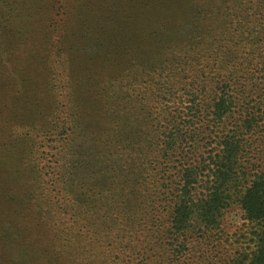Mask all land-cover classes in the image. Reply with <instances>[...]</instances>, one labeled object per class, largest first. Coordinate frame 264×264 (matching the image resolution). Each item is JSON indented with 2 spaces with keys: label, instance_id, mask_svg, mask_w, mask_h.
<instances>
[{
  "label": "rangeland",
  "instance_id": "1",
  "mask_svg": "<svg viewBox=\"0 0 264 264\" xmlns=\"http://www.w3.org/2000/svg\"><path fill=\"white\" fill-rule=\"evenodd\" d=\"M263 59L264 0H0V264H162L158 173L191 161L193 202L215 192V139L194 111L222 80L234 107L218 131L241 132L247 104L256 124L237 135L220 230L193 217L189 246L205 264H247L263 231L234 199L250 167L264 173ZM184 96L192 122L165 159L161 129ZM121 233L109 250L104 235Z\"/></svg>",
  "mask_w": 264,
  "mask_h": 264
},
{
  "label": "trees",
  "instance_id": "2",
  "mask_svg": "<svg viewBox=\"0 0 264 264\" xmlns=\"http://www.w3.org/2000/svg\"><path fill=\"white\" fill-rule=\"evenodd\" d=\"M260 63L261 68L259 72L264 76V59ZM221 82L223 87H221L219 95L211 103H206L205 110L202 112L195 110V107L192 105L194 104V100L189 101L187 100V96H184L186 98L184 99L185 103H182V105L176 104L179 112L171 115L172 118L170 120H172L171 122L174 125H170L171 123L169 122L166 123V127L163 126L164 128L161 129L162 154L166 159L167 155L174 148L172 138L180 131L178 125L184 123L190 124L192 122L190 119L188 121L184 120L194 110V112L206 118L203 126H206V129L210 130L215 139L211 144L213 148H211L209 158L207 159L208 166L216 168L218 180H221L217 188H220L222 191L219 193V190L216 188L214 193L205 196L204 199L198 200L195 204L190 197V186L197 171L193 162H176L174 166H168L166 169L159 171L158 174L161 177V182H159L158 191L161 199L155 203L150 212L151 226L149 229L153 232L154 244L158 248V251L163 253L164 260L162 264H205L201 262L202 257H196L194 254L196 253L195 249L189 246L190 240L192 243L194 242L192 237L194 236L195 227L192 225V218L196 217V221H198V229L196 227L198 233L206 235L209 231L220 230V219L229 207L228 203L230 202V195L226 194V191L228 183L231 181L229 177L231 167L235 164V159L241 148L237 135L243 133V128L244 134H248L253 130L254 124H256L254 122L255 118H251V114L248 113L254 106L250 107L247 104L242 105L238 110L239 120L245 119V127L239 128L241 132H231L227 129L228 126L225 127V131H218V127L225 119H229V115L233 112L234 107L233 96L231 94L232 88L230 89L232 84H226L224 80ZM175 100H179L180 102L181 97L178 96ZM255 103L256 105H264L263 99L260 98ZM254 169V167H250L246 173V176L250 179L246 178L244 183L239 184V189L235 193L234 203L240 206V210L249 222L256 223L257 226L260 225L263 231L258 234L260 240L257 251L247 264H264V173H259V171ZM121 234L119 237H110L108 234L104 235L109 250H115L119 244L118 240L122 242V239L125 238V233ZM201 234L197 236L198 239H200Z\"/></svg>",
  "mask_w": 264,
  "mask_h": 264
}]
</instances>
